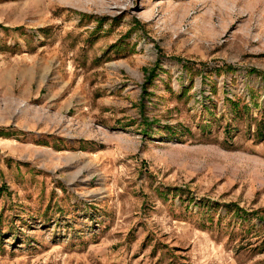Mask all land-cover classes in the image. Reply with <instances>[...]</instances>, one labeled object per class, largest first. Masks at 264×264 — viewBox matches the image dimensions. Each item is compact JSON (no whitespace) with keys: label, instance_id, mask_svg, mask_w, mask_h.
Here are the masks:
<instances>
[{"label":"rangeland","instance_id":"1","mask_svg":"<svg viewBox=\"0 0 264 264\" xmlns=\"http://www.w3.org/2000/svg\"><path fill=\"white\" fill-rule=\"evenodd\" d=\"M0 264H264V0H0Z\"/></svg>","mask_w":264,"mask_h":264}]
</instances>
